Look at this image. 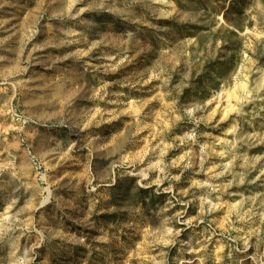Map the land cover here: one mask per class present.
<instances>
[{
    "label": "rangeland",
    "instance_id": "1",
    "mask_svg": "<svg viewBox=\"0 0 264 264\" xmlns=\"http://www.w3.org/2000/svg\"><path fill=\"white\" fill-rule=\"evenodd\" d=\"M0 0V264H264V0Z\"/></svg>",
    "mask_w": 264,
    "mask_h": 264
},
{
    "label": "trees",
    "instance_id": "2",
    "mask_svg": "<svg viewBox=\"0 0 264 264\" xmlns=\"http://www.w3.org/2000/svg\"><path fill=\"white\" fill-rule=\"evenodd\" d=\"M240 3H241L240 0H234V1H232V3H231V9H233V7L235 5H239Z\"/></svg>",
    "mask_w": 264,
    "mask_h": 264
}]
</instances>
